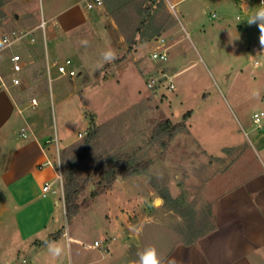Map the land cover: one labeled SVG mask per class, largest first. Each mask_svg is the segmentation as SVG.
<instances>
[{
	"label": "rangeland",
	"instance_id": "obj_1",
	"mask_svg": "<svg viewBox=\"0 0 264 264\" xmlns=\"http://www.w3.org/2000/svg\"><path fill=\"white\" fill-rule=\"evenodd\" d=\"M107 1L111 6L103 0V6L88 9L85 0H0V37L19 27L33 29L42 16L47 21L55 18L65 31L54 32V40H45L41 30L36 32L18 97L26 109L23 126L34 121L38 136L51 141L50 153L63 182L59 192L63 208L56 218L60 231L66 233L61 257L51 256L46 247L40 248L41 243L34 249L33 240L17 228L16 204L0 191V264H137V253L147 246H154L161 257L174 243V233L180 240L193 238L214 222L213 194L221 188L216 176L230 163L210 154L220 156L239 138L258 148L256 138L264 132V117L258 128L252 116L264 112V45L258 26L248 20L264 2L247 0L249 6L242 10L240 0H165V9L154 0L146 1L145 15L150 12L151 22L160 17L164 28L157 36L146 34L144 39L152 38L129 54L130 45L114 11L132 14L139 0ZM168 17L174 20L172 29L167 28ZM52 24L48 23V36ZM160 38L169 46L167 61L152 58L153 52L163 50ZM83 39L89 47L79 44ZM106 47L115 50L117 59L95 71ZM13 50L23 53L18 46L7 52ZM67 60L71 61L67 69L74 70L75 77L58 72ZM151 78L162 79L161 84L150 89ZM6 79L10 85V75ZM33 99L37 107L31 106ZM188 112L189 132L170 139L158 130L166 119L177 124ZM91 123L100 128L97 145L82 165L77 208L68 211L66 169L81 150ZM105 152L131 155L147 169L100 186V175L94 171ZM162 194L174 201L163 199ZM177 201L186 210H177ZM116 215L128 227L107 225L106 220H117ZM109 236L113 239L106 242ZM95 241L108 243L109 253L95 247Z\"/></svg>",
	"mask_w": 264,
	"mask_h": 264
},
{
	"label": "crops",
	"instance_id": "obj_2",
	"mask_svg": "<svg viewBox=\"0 0 264 264\" xmlns=\"http://www.w3.org/2000/svg\"><path fill=\"white\" fill-rule=\"evenodd\" d=\"M181 1L177 0L176 3ZM240 2L241 9L247 10V0ZM20 20L17 18V24ZM48 22H52L53 27L47 39H52L55 33L65 34L64 28L55 18ZM31 48L34 49L35 45L25 43L18 46L27 64V52ZM256 50L257 53L262 52L259 48ZM12 52L17 51L5 52L0 56L1 71L5 78L9 75V57ZM18 90V87L3 86L0 80V191L9 195L12 203L16 204L17 228L22 229L25 238L33 240L32 247L36 248L37 243L62 230L56 218L60 208H63L59 193L43 195L44 184L57 178L59 164L55 163L50 153L51 141L38 136L39 127L30 128L27 138L20 135L24 128L23 113L26 109L18 97ZM256 142L258 148L244 138L234 139L222 149L220 156L210 154L221 162L230 163L228 170L217 173L216 179H221V188L212 193L216 228L192 245L184 244L178 234L169 230L176 238L161 256L162 264H264V132L256 138ZM59 151L57 146L58 160ZM205 151L210 152L206 148ZM115 219L106 221L107 225L117 229L121 221L118 215ZM120 224L124 229L128 227ZM75 235V240H78V233ZM65 237L66 233L56 242L61 245ZM112 239L109 236L106 242ZM108 246V243H103L99 248L109 253ZM102 257L105 255L102 254Z\"/></svg>",
	"mask_w": 264,
	"mask_h": 264
},
{
	"label": "trees",
	"instance_id": "obj_3",
	"mask_svg": "<svg viewBox=\"0 0 264 264\" xmlns=\"http://www.w3.org/2000/svg\"><path fill=\"white\" fill-rule=\"evenodd\" d=\"M106 4L108 6H111V2H108L107 0ZM150 1V0H139L137 5V10L134 11L132 14H126L120 15L118 8L115 12L114 17L116 18V23L118 27L120 28L122 34L124 35L126 41L129 43V54L136 51L137 47L141 45L142 43L147 42L152 37H148L147 39H144V36L149 33L148 36L153 35L157 36L159 35L160 31L159 29L163 27L165 22H161L160 20H157L154 17V20L151 22L152 18L145 15V6L144 2ZM155 2L161 5V9L167 8V4L165 0H154ZM125 2V5L132 1H123ZM157 6V5H156ZM160 7V6H159ZM123 9V8H122ZM154 9H157V7H154ZM118 12V13H117ZM130 17V18H129ZM171 21L168 23V27L172 29L175 27L174 20L171 17H168ZM150 21V22H149ZM136 27L133 28V26ZM150 23V24H149ZM152 27H151V26ZM155 25L158 27H155ZM154 30H153V29ZM155 28H157L155 30ZM164 28V27H163ZM131 43V44H130ZM125 58H121L118 60V63L124 61ZM117 63V62H116ZM106 78V77H105ZM107 79V78H106ZM191 117V113L188 112L183 115L182 121H180L177 124H173L170 119H166L163 123L158 125V130H160L163 133H167L170 139H172L177 133H180L182 131L189 132V125L188 121ZM100 131V128L96 126L94 123H91L90 127L88 128L85 139L82 142L81 150L69 161L68 168L66 169V184H65V194H66V200L68 203V211H73V209L77 208L75 204V199L79 196L80 192L83 189V185L81 182V171H82V165L86 160L89 158L90 154L94 151L96 145H97V139H98V133ZM105 155L100 162V165L95 169L94 175L98 174L100 175L98 184L100 186L105 185L111 186L112 183L118 179L119 176L129 177L132 175L140 174L143 170L147 169L146 166H143L140 162H136V160H133L131 155L126 154H120V153H114L111 154L110 152H105ZM85 182L89 180V178L84 179ZM97 192H92V195L95 196ZM162 198L167 201H174L172 197L169 194H162ZM176 209L181 211V202H176ZM186 210V209H182ZM183 214V212H180ZM213 224L210 228L207 230L200 232V234L195 235L193 238H184L182 242L186 245H192L195 243L199 238L207 235L211 231L215 230V219L213 220ZM63 235L62 231L57 232L56 234H52L47 238L46 240H52L57 241L61 236ZM42 245L44 243L40 242Z\"/></svg>",
	"mask_w": 264,
	"mask_h": 264
},
{
	"label": "built area",
	"instance_id": "obj_4",
	"mask_svg": "<svg viewBox=\"0 0 264 264\" xmlns=\"http://www.w3.org/2000/svg\"><path fill=\"white\" fill-rule=\"evenodd\" d=\"M86 7L88 9H93L95 7H101L103 6V0H85ZM262 2V0H261ZM263 3V2H262ZM48 21L42 16V20L39 26L33 28V29H20V30H12L10 32H7L2 37H0V56L4 54L5 52L11 50L15 46H21L25 43L35 44L37 42L36 32L38 30L42 31L43 37L46 40L47 39V29H48ZM158 43L163 47L162 51H155L152 54V58L154 60L159 61H167L169 57V46H167L166 40L164 38H160ZM11 52V51H10ZM71 64L70 60L66 61L65 65H59L58 66V72L62 75L69 74L72 77L76 76V73L74 70H68L67 66ZM1 65V64H0ZM27 60L23 57V55L19 52H12L11 56L9 57V75H10V86L12 87H20L23 84V75L27 68ZM48 71H50V65L48 64ZM165 77V74L162 72V78ZM0 80L3 82V86L8 87L7 79L3 76L0 66ZM162 79L160 78H151L148 82V87L150 89L155 88L159 84H161ZM174 85L170 83L169 89H173ZM38 101L37 99H33L31 101V106L37 107ZM264 117V112L255 113L252 116L253 122L258 126V128L261 127V123ZM37 124L33 122L29 127H24L21 130L20 135L23 138H27L29 135L30 128H36ZM86 135V134H85ZM49 143V142H48ZM56 183H59V187H57ZM59 192H63V182H62V173L59 169L57 180L53 182H46L43 186V195H56ZM95 247H102L103 242L96 241L94 243ZM108 249V248H107Z\"/></svg>",
	"mask_w": 264,
	"mask_h": 264
},
{
	"label": "clouds",
	"instance_id": "obj_5",
	"mask_svg": "<svg viewBox=\"0 0 264 264\" xmlns=\"http://www.w3.org/2000/svg\"><path fill=\"white\" fill-rule=\"evenodd\" d=\"M264 2V0H262ZM249 24L255 23L260 30V43L264 45V7H260L256 10L248 20ZM79 44L85 48L89 47V41L83 39L79 41ZM117 59V55L114 49L106 47L100 52V62L95 65V71L102 69L104 64L113 63ZM48 252L54 258H59L64 254V247L52 240L42 241ZM137 264H162L161 257L159 256L157 249L154 246H147L142 251L137 253Z\"/></svg>",
	"mask_w": 264,
	"mask_h": 264
},
{
	"label": "water",
	"instance_id": "obj_6",
	"mask_svg": "<svg viewBox=\"0 0 264 264\" xmlns=\"http://www.w3.org/2000/svg\"><path fill=\"white\" fill-rule=\"evenodd\" d=\"M158 201H159V200H158ZM157 203H158V202H157ZM157 203H156V204H157Z\"/></svg>",
	"mask_w": 264,
	"mask_h": 264
}]
</instances>
